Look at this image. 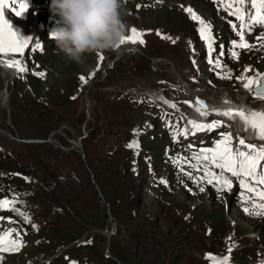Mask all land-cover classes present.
Returning a JSON list of instances; mask_svg holds the SVG:
<instances>
[{
	"label": "rangeland",
	"instance_id": "obj_1",
	"mask_svg": "<svg viewBox=\"0 0 264 264\" xmlns=\"http://www.w3.org/2000/svg\"><path fill=\"white\" fill-rule=\"evenodd\" d=\"M190 1L193 3L190 4ZM188 4L194 6L195 2L193 0L157 2L155 6L152 3L150 8H143L140 11H132L130 6L123 5L121 19L126 26L125 33L129 32L131 26L140 27L142 31L161 30L170 35H176L178 28L182 30L179 32L181 35L186 30L191 32V23L184 14L183 9V6ZM52 48V54L44 57L45 60H51L56 65L48 81H33L29 85L17 84L14 83L8 73H3L0 70V90H7L16 103H21L22 99H34L35 93L39 94V96L49 97L48 101L55 103H49V105L47 103L23 105V109L19 108L18 110L20 116L17 118L13 117L14 131L26 137H43L42 135L49 128L52 129L51 134H53L55 142L70 145L73 139L58 130L59 125L64 123L65 126L61 130H64L65 127L75 129L73 135L76 138L75 140L80 142V145H77L78 147L74 145V148L79 149L81 146L83 150L82 138L86 137L89 140L90 136L100 130L103 131L107 127L106 122L108 121L103 116V110L99 109L101 105L93 103L92 99L97 98V96L94 97L93 93H90L87 97L86 91L84 98L80 102L69 100V96L80 92L79 88L80 83L83 81L82 78L90 76L94 64L101 56V53L106 54L110 49L99 52H85L82 62H77L70 59L57 45L52 46ZM158 49L157 47L145 50L146 56L142 57L141 65L125 72L119 71L116 75L111 71V62H108L103 75L105 78L111 73L112 75L106 79H100L98 82L110 83L116 81V88L126 90H134L136 87L145 86L147 84L145 77L148 78L160 72L159 69H143L144 65H151L153 61L149 56L157 54L156 51ZM166 55L168 57V54ZM182 61L183 63L188 61L187 54H185ZM169 64L170 61H165L163 68L169 69ZM120 72L123 77L117 78ZM205 84L210 88L209 92L215 96L226 95L235 91L230 82H220V86L215 88L207 82ZM13 86H17L19 89ZM25 92L29 93L27 94L28 96L24 95ZM234 95L237 96L236 94ZM107 105L113 114L123 110L122 103H117L116 106L113 103ZM52 109L54 112H47L45 116L40 112L51 111ZM58 109L60 111H57ZM145 109H148V107H145ZM85 110L86 118L81 122ZM132 110L134 113L133 119L140 117L141 114L146 115V119L150 118L149 115L151 114L144 110L137 109L135 111L133 108ZM97 116H99L100 121L96 120ZM32 120H37V122L33 123ZM45 121L48 122L47 127L44 125ZM71 123L75 124V128L71 127ZM141 123V120L135 121L134 126ZM113 125H117V120L111 123L109 127L110 133L115 132L114 130L117 128V126L114 127ZM0 126L11 128L7 117L1 111ZM155 128H157V125ZM128 130L131 133V130ZM126 132L127 130L120 131L119 134H116V140L113 141V145L117 148V151H115V163L110 160V156L103 162L93 163V168L100 174V178L105 177L107 181L106 194L101 193L98 187H94L95 183L93 184L92 181L96 180V176L93 173L94 171L91 172L92 168L87 162V157L81 154V159V152L75 151V153H72L71 158H68L65 154L67 161L62 166L65 173L64 179L51 176L56 175L55 172L50 171L51 168L47 167L49 176L46 177L45 173L47 171L44 173L43 168L38 170L26 166L31 173L33 169L32 176L34 181L49 190L48 194L43 195L45 200L38 196L36 202L43 200L47 206L60 209L59 216H53L55 222L47 218L50 222L47 227L53 228L51 232L55 231L61 237L57 242L61 246L52 248L50 247L52 242L48 239H43L39 243L42 245L38 249L34 248L35 253L33 254H38L41 258L64 256L67 254L66 251L69 252L76 244L73 240H70L71 237L68 235L70 231L75 235L81 234L80 238L84 240L94 236L97 243V246L94 247L97 253H104L107 250H111L114 253L121 251L128 244L127 240L129 239L131 243L135 242L134 236H136L142 249L138 252L135 250L136 255L130 261L125 262V264H177L174 258L179 257V254H176V251L183 254L182 261L179 264H204L202 254L205 249L214 247L222 249L224 244L234 237L240 240L250 239L247 241L248 247H252L255 241H258L261 237L264 241V225L242 216L232 205L220 202L218 197L215 199L209 195H200L199 198H194L178 191V186L173 184L174 181L172 182L171 178L163 180L167 176V173L163 171L160 174V171L164 169L163 164L162 166L159 165L160 169L156 167L153 170L157 171L159 169L158 173L153 176L152 186L151 176H149V190L146 193L138 175V170H141L143 166L140 163H135L134 158L137 152L131 149V145H135V143L131 139L132 134L129 135ZM145 138L149 141L150 136L145 134ZM155 140L160 139L156 138ZM0 145L10 154L14 152V155L11 154L14 157L19 154L17 150L22 149V147L17 148L14 142L2 136H0ZM154 146L153 150L161 156V143H157ZM44 148L47 149L46 146ZM60 148L62 151L67 150L65 147ZM126 149L131 150L127 152ZM104 153L105 151H101L98 148L97 143L94 144L93 149L89 148L92 162L97 157L101 158ZM152 161L155 163L154 158H152ZM51 163L52 161L49 160L46 166ZM6 164L17 167V164L12 161H7ZM146 169H149V167ZM154 187L158 188V198L154 196ZM140 194L146 196V198L144 197L143 200H140ZM46 198L54 201L48 202ZM132 211L133 216H131ZM77 219L79 220L78 222H76ZM42 221H44V218H42ZM135 222H137L138 233H135L133 228ZM115 233L116 237L113 238L111 243L110 238ZM206 234H209V237ZM255 237L257 238L253 239ZM32 245H35V243L33 242ZM83 250L86 253L90 252L88 247ZM111 251L110 253H112ZM36 258V256H31L30 260L34 261ZM90 261L99 263L100 259L97 255L91 254ZM117 264L120 263L117 262Z\"/></svg>",
	"mask_w": 264,
	"mask_h": 264
},
{
	"label": "snow or ice",
	"instance_id": "obj_2",
	"mask_svg": "<svg viewBox=\"0 0 264 264\" xmlns=\"http://www.w3.org/2000/svg\"><path fill=\"white\" fill-rule=\"evenodd\" d=\"M251 2L252 6L256 9V16L253 17L254 21L256 23L264 24V12L261 11L264 10V0H259L258 3L256 0H251ZM240 3L242 5L244 0H240ZM21 7L26 8V5L22 4ZM225 7L230 9L232 8V5L227 4ZM188 11L191 12V9H188ZM16 14L20 15L21 12L17 11ZM232 14L236 15L240 20L244 19L242 8H237L234 12H232ZM193 19L199 20V17L193 14ZM201 23L203 22L201 21ZM233 27H235V25H233ZM131 31L132 35L124 38L121 43L126 41H130L132 43L139 41L140 43H143L142 34L137 32L136 29H132ZM201 33L205 39H209L206 26L201 29ZM242 35L243 34L241 33V36ZM26 43L27 41L17 36V33L13 31L12 26L6 19H4L3 13L0 11V59H7L10 54L15 53L22 55ZM236 46L244 48L249 47L247 43H241ZM7 66L15 67L21 72L26 70V68L20 64L19 60L15 58H13ZM253 83L254 81L248 80V82L245 84V87L251 88ZM257 95L259 98L264 99V94L257 93ZM201 114L206 115V113ZM224 114L233 115L231 112ZM235 115L239 116L244 121L246 127H251L254 131H258L259 138L264 140V112L245 115V113L240 111L235 113ZM193 123L194 126L198 128L205 127L203 125H195V122ZM208 127H214V125H210ZM239 143L244 148L251 149L255 154L240 149H237L235 152H233L231 148V137L228 136L225 137L222 144L217 145L216 153L211 157L212 163L218 168L231 172L233 176L242 177V179L239 181L240 186L245 190V193L253 194L251 197L245 194L242 197L243 200L245 202H248L249 200L251 201L252 209L255 210V214L264 215V188L257 187V185H264V166L260 164V162L264 160V147L256 150L253 145H246L243 139H241ZM204 158L209 159L208 156H205ZM218 159L221 162H218ZM243 177H249L255 183H250L248 180L243 179ZM223 183L227 189H231V181L224 180ZM10 207H12V204L9 200H0V209H6ZM245 211H249V209L245 208ZM11 235V232H8L3 236H0V251L18 250L19 245L16 241L11 240ZM209 258L215 260V258ZM215 264H227V261H215Z\"/></svg>",
	"mask_w": 264,
	"mask_h": 264
},
{
	"label": "clouds",
	"instance_id": "obj_3",
	"mask_svg": "<svg viewBox=\"0 0 264 264\" xmlns=\"http://www.w3.org/2000/svg\"><path fill=\"white\" fill-rule=\"evenodd\" d=\"M126 0H51L60 18L49 33L70 59L82 62L85 52L115 48L124 39L122 8Z\"/></svg>",
	"mask_w": 264,
	"mask_h": 264
},
{
	"label": "bare ground",
	"instance_id": "obj_4",
	"mask_svg": "<svg viewBox=\"0 0 264 264\" xmlns=\"http://www.w3.org/2000/svg\"><path fill=\"white\" fill-rule=\"evenodd\" d=\"M167 1V0H166ZM191 2V1H190ZM132 29H136V30H138V31H142V29H140V27L139 28H137V27H134V26H131L130 28H129V32L128 33H124V38H126L127 36H129V34L131 33V30ZM52 48V47H51ZM54 48H56V47H54ZM53 49V48H52ZM58 54V53H57ZM56 55V54H55ZM224 86V85H223ZM225 95V94H224ZM260 110H263L264 111V103L261 105V109ZM140 111V110H139ZM142 113V112H141ZM146 116V115H145ZM149 116H151V115H149ZM161 166H162V164H161ZM159 171V169L157 170V172ZM161 174V173H160ZM172 193V192H171ZM170 193V194H171ZM167 194V193H166ZM178 194V193H177ZM182 195V194H181ZM180 195V196H181ZM169 196V195H168ZM176 197V196H175ZM216 199V198H215ZM213 201V200H212ZM174 202V201H173ZM202 202V201H201ZM218 202V201H217ZM188 204H189V202H188ZM228 205V204H227ZM162 206V205H161ZM217 206V205H216ZM216 208V207H215ZM164 210V209H163ZM190 210V209H189ZM169 211V210H168ZM171 211V210H170ZM163 212V211H162ZM188 212V211H187ZM224 212H225V210H224ZM171 213H172V211H171ZM190 213V212H189ZM166 214V213H165ZM170 214V213H169ZM228 214V213H227ZM224 215H225V213H224ZM232 215V214H231ZM231 215H230V217H231ZM197 216V215H196ZM227 216V215H226ZM229 218V217H228ZM183 219V218H182ZM197 219H198V217H197ZM227 219V218H226ZM232 219V218H231ZM230 221V220H229ZM189 222H190V220H189ZM172 225V224H171ZM173 227V226H172ZM193 227V226H192ZM210 228V227H209ZM170 231V230H169ZM200 231V230H199ZM161 234V233H160ZM213 237V236H212ZM178 264V263H177Z\"/></svg>",
	"mask_w": 264,
	"mask_h": 264
}]
</instances>
